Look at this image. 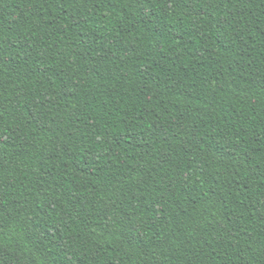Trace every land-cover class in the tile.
<instances>
[{
    "label": "trees",
    "instance_id": "trees-1",
    "mask_svg": "<svg viewBox=\"0 0 264 264\" xmlns=\"http://www.w3.org/2000/svg\"><path fill=\"white\" fill-rule=\"evenodd\" d=\"M0 264H264V0H0Z\"/></svg>",
    "mask_w": 264,
    "mask_h": 264
}]
</instances>
